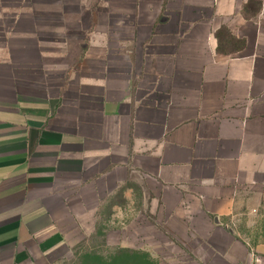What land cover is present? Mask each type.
Listing matches in <instances>:
<instances>
[{"label": "crops", "instance_id": "crops-1", "mask_svg": "<svg viewBox=\"0 0 264 264\" xmlns=\"http://www.w3.org/2000/svg\"><path fill=\"white\" fill-rule=\"evenodd\" d=\"M132 186L160 264H264V0H0V264L71 259Z\"/></svg>", "mask_w": 264, "mask_h": 264}, {"label": "rangeland", "instance_id": "rangeland-1", "mask_svg": "<svg viewBox=\"0 0 264 264\" xmlns=\"http://www.w3.org/2000/svg\"><path fill=\"white\" fill-rule=\"evenodd\" d=\"M115 202V207L104 209L95 235L80 245L71 259L60 264H160V254L147 249L144 238L130 236L133 229L144 234L152 220L148 217L155 218L148 194L137 186L126 187ZM262 211V216L255 217L248 227L251 232H260V241H264V209Z\"/></svg>", "mask_w": 264, "mask_h": 264}]
</instances>
